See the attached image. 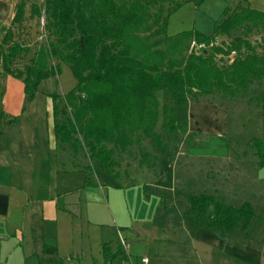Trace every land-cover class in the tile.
<instances>
[{"label": "trees", "instance_id": "obj_1", "mask_svg": "<svg viewBox=\"0 0 264 264\" xmlns=\"http://www.w3.org/2000/svg\"><path fill=\"white\" fill-rule=\"evenodd\" d=\"M189 0H20L0 47L5 73L23 81L27 102L41 82L60 73V63L72 71L77 83L63 99L54 95V132L76 157L81 151L97 159L118 178L116 156L127 154L140 165L157 170L169 146L157 131L158 93L168 103L162 107L164 132L187 133L186 124L174 116L175 106L208 101L227 107L241 100L257 109L264 125V43L253 44L247 35L264 28V12L249 6L229 8L215 22L212 35L190 30L168 34L170 17ZM48 32L32 52L24 33L27 19L41 18ZM245 35L235 36L239 29ZM16 29L18 32H16ZM219 37L230 42L217 45ZM204 43L202 53H189L192 42ZM5 46L6 48L2 47ZM210 49V50H209ZM231 62L218 64L216 55ZM23 61V67L16 65ZM263 137L252 138L261 159ZM184 217L189 229L206 227L222 236L246 231L257 212L249 201L226 203L213 193H190ZM104 254L107 244H104ZM55 254L56 247L46 246Z\"/></svg>", "mask_w": 264, "mask_h": 264}, {"label": "crops", "instance_id": "obj_2", "mask_svg": "<svg viewBox=\"0 0 264 264\" xmlns=\"http://www.w3.org/2000/svg\"><path fill=\"white\" fill-rule=\"evenodd\" d=\"M19 1L0 0V35L11 25ZM26 1L28 6L38 2ZM243 6L264 12V0H189L171 15L169 25L179 21V33L212 35L227 7ZM69 71L60 63V73L43 80L27 102L23 81L5 73L0 64L1 264H121L126 253L133 264H141L142 256H148L150 264H264V222L259 233L254 226L239 230L245 238L237 236L238 230L226 236L206 227L191 230L166 217L169 210L162 211L160 199L152 220L153 253H130L125 239L117 245L105 240L114 223L109 187L99 183L95 173L99 160L85 152L75 157L54 132L53 96L61 97L59 103L77 83L71 79L67 85L62 79ZM101 171L109 179L105 167ZM255 210L257 218H264V209ZM183 226L184 235L179 236ZM46 246L57 252L47 253Z\"/></svg>", "mask_w": 264, "mask_h": 264}, {"label": "rangeland", "instance_id": "obj_3", "mask_svg": "<svg viewBox=\"0 0 264 264\" xmlns=\"http://www.w3.org/2000/svg\"><path fill=\"white\" fill-rule=\"evenodd\" d=\"M38 2L42 4L43 1ZM27 16H30V6ZM41 16H45L44 12ZM173 22L168 26V34L171 36L181 31L179 21ZM22 34L28 37L32 52H35L39 44L48 37L42 17L28 18ZM234 35H245V29H239ZM3 36L4 33L0 35V47ZM247 38L255 45L264 43V28L253 30ZM216 40L217 45L230 42L227 37ZM2 47L6 48L4 45ZM191 52L202 53L190 45L189 53ZM233 56L234 53L229 56L218 54L216 61L218 64L222 61L231 62ZM16 66L22 68L23 61H19ZM69 74L64 72L62 77L67 85L71 79L75 80L70 71ZM158 99L160 116L157 131L170 140V146L161 158L157 170L148 169L140 165L137 158L122 153L116 156L119 161V165L115 167L118 178L109 173V179L105 180L101 171L104 167L100 161H97L95 168L98 182L109 187L108 209L113 215V228L108 229L104 239L115 245L125 239L130 253H153L152 220L154 221L155 216L156 221L159 199L162 211L169 210L166 217L177 220L185 227L184 211L190 193H213L234 206L249 201L254 208L264 209V157L260 159L255 154L256 150L248 146L252 138L264 136V125L257 117V109L241 100L229 102L227 107L208 101L175 106L174 116L178 122L187 125L188 132L170 134L161 128L162 107L168 103L167 97L159 92ZM64 104L65 100L62 99L59 105L62 107ZM82 152L84 151L80 153ZM146 183L148 185L145 191ZM150 184L157 186V192ZM161 215L162 213L157 215V222ZM261 215L251 224L258 228V233L264 222L263 214ZM129 227L135 231H131ZM185 227L178 229L179 236L184 235ZM236 232L237 236L246 237L244 232Z\"/></svg>", "mask_w": 264, "mask_h": 264}, {"label": "built area", "instance_id": "obj_4", "mask_svg": "<svg viewBox=\"0 0 264 264\" xmlns=\"http://www.w3.org/2000/svg\"><path fill=\"white\" fill-rule=\"evenodd\" d=\"M42 21L44 24V16H42ZM191 45L192 48H195L197 51H202L203 49L207 48V46L204 43L198 44L195 41H193ZM2 243H3V237L0 236V247L2 246ZM126 255L127 257L121 262V264H133L131 260V256L128 253H126ZM140 260H141V264H150V259L148 256H142Z\"/></svg>", "mask_w": 264, "mask_h": 264}]
</instances>
